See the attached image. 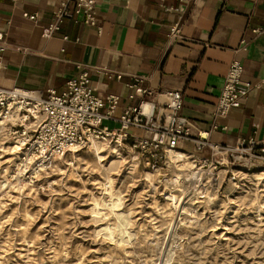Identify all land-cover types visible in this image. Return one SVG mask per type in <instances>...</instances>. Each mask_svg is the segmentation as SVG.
<instances>
[{
	"label": "rangeland",
	"instance_id": "obj_1",
	"mask_svg": "<svg viewBox=\"0 0 264 264\" xmlns=\"http://www.w3.org/2000/svg\"><path fill=\"white\" fill-rule=\"evenodd\" d=\"M17 135L0 137V264H264V166L246 170L209 149L206 162L186 154L201 182L181 174L173 188L179 163L150 175L129 150L99 159L82 148L18 178ZM7 174L23 186H4Z\"/></svg>",
	"mask_w": 264,
	"mask_h": 264
},
{
	"label": "crops",
	"instance_id": "obj_2",
	"mask_svg": "<svg viewBox=\"0 0 264 264\" xmlns=\"http://www.w3.org/2000/svg\"><path fill=\"white\" fill-rule=\"evenodd\" d=\"M63 1L0 0V33L7 43L0 86L60 91L81 65L99 95L120 96L118 116L131 103L125 84L142 76L143 87L182 91L181 113L192 136L231 147L264 141V0H165L172 8L181 6V12L163 10L160 0H95L100 34L82 22L64 20L52 37H43ZM23 13H36V21ZM174 23L181 26V38L169 44L166 34ZM234 59L251 89L240 107L216 117L219 92ZM96 67L120 73L121 79H108ZM179 149L209 157L208 148L194 153L191 142Z\"/></svg>",
	"mask_w": 264,
	"mask_h": 264
},
{
	"label": "built area",
	"instance_id": "obj_3",
	"mask_svg": "<svg viewBox=\"0 0 264 264\" xmlns=\"http://www.w3.org/2000/svg\"><path fill=\"white\" fill-rule=\"evenodd\" d=\"M160 6L167 12L183 11L181 6H167L165 0H160ZM23 16L31 21L37 18L36 13H23ZM64 20L79 21L94 28L98 34L102 32L95 0L61 2L54 12V19L43 28L42 36L52 37ZM166 37L169 44H174L181 38V26L178 23L171 25ZM63 39L68 37L63 36ZM6 49L7 43L0 33V73ZM77 69L76 76L68 79L60 91L49 88L43 94L38 90L0 86L1 116H13L14 122L8 120L11 129L14 128L15 134L24 133L17 165V172L22 177L34 179L52 171L60 156L75 146L84 148L91 140L116 145L120 152H134L137 166L153 174L169 169L170 153L180 151L184 142L193 144L194 153L208 148L211 156L227 155L226 161L246 170L264 166V141L250 139L231 147L212 143L201 134L192 136L190 123L181 113V90L143 87L144 78L133 76L125 84L131 103L116 116L120 96L99 95L91 84L89 71L81 65H77ZM95 70L108 79L120 80L122 76L103 67ZM242 71L238 60L230 62L214 109L216 117H224L246 99L251 86L243 81ZM36 115L42 117L36 128L26 129L23 123L34 120ZM112 122L114 127L109 126ZM213 163L222 165L224 159H215Z\"/></svg>",
	"mask_w": 264,
	"mask_h": 264
},
{
	"label": "bare ground",
	"instance_id": "obj_4",
	"mask_svg": "<svg viewBox=\"0 0 264 264\" xmlns=\"http://www.w3.org/2000/svg\"><path fill=\"white\" fill-rule=\"evenodd\" d=\"M41 116L40 115H36V118L34 119V120H31V121H29V122H26V123H23L24 125H25V128L26 129H31V130H34L35 128H36V126L38 125V123H39V121L41 120ZM8 120H11V122H14V120H15V118L13 117V116H11V117H3V116H1V114H0V137H4V134H6L7 133V135H10V134H15L14 132H13V130H11V125H9V123H8ZM6 125H8V127L10 128H8V127H6ZM6 132V133H5ZM16 134H18L17 136H15V137H13V139H14V141H13V144H11V146H9V149L11 150V153H19V152H21L22 151V146H21V142L24 140V137H23V135H24V133L22 134V133H16ZM16 137H18V139L16 140ZM9 138V137H8ZM12 138V137H11ZM1 140V139H0ZM12 142V141H11ZM4 145V144H3ZM84 148H87L91 153H93L94 155H96L99 159L101 158V155H99L102 151H104V150H106V151H108L109 153H118V148L116 147V145H111V144H109L108 142H100V141H96V140H91V141H89L86 145H85V147ZM4 149V148H3ZM82 149V147H80V146H75V147H73L72 149H70L69 150V152H78V151H80ZM108 153V154H109ZM133 156V155H132ZM135 156L136 155H134L133 157H132V159H134L135 158ZM189 157H191V156H189ZM188 157V155H186V154H184V153H182V152H180V151H172L171 153H170V155H169V160L171 161V162H174L175 164H177V163H179V164H177V167H180L179 169H180V171L182 172V173H176L175 174V176L174 177H172L170 180V185L174 188L175 186H176V184H178L179 183V180H180V177H181V174L185 177V178H187V179H195V180H197V181H200L201 182V179H202V176H203V173L200 171V169H193V168H189L187 165L188 164H190V162L189 161H187V159L189 158ZM124 159H125V157H123ZM117 160H118V158H117ZM116 160V161H117ZM189 160V159H188ZM194 161V160H193ZM129 162V161H128ZM187 162H189V163H187ZM121 163V162H120ZM123 163V162H122ZM136 164V163H135ZM192 164V163H191ZM132 165V164H131ZM196 165V164H195ZM194 165V166H195ZM193 166V167H194ZM134 168V167H133ZM200 168V167H199ZM132 169V168H131ZM178 169V170H179ZM12 170V169H11ZM7 171V170H6ZM59 171V170H58ZM5 172V171H4ZM133 173V172H132ZM5 174V173H4ZM18 174V172H17V168H16V176H18L17 175ZM150 175H153V173L151 174V173H149ZM147 172H146V176L148 177V175H149ZM261 174H264V173H261ZM260 175V174H259ZM4 177V176H3ZM5 184H4V186L7 184V185H12V187H13V185H15V186H17V185H19V186H23V185H21V184H19V183H21V182H13L12 180H13V178H14V176L12 177V174L10 175H6L5 177ZM17 178V177H16ZM18 178H19V176H18ZM106 178V177H105ZM104 178V179H105ZM144 178V177H143ZM15 179V178H14ZM111 179V178H110ZM20 180V179H19ZM107 180V179H106ZM108 181V180H107ZM4 182V181H3ZM106 183V182H105ZM108 183H110V181L108 182ZM206 184H204V186H205ZM217 185V184H216ZM2 186V185H1ZM14 186V187H15ZM103 186H105V185H103ZM111 186V185H110ZM107 188V187H106ZM112 188V187H111ZM110 188V189H111ZM204 188V187H203ZM213 188H216V187H214V186H210V187H208V184H207V186L205 187V198H206V200H211L212 199V197L214 196V191H213ZM109 192V191H108ZM107 193V192H106ZM112 193V192H111ZM110 193V195H112ZM114 194V193H113ZM167 194H169V193H167ZM166 194V195H167ZM106 195V194H105ZM175 195V194H174ZM114 196H116V195H114ZM112 197V196H111ZM166 197V196H165ZM169 197L172 199L173 198V195H169ZM111 199V198H110ZM174 199V198H173ZM119 200V199H118ZM95 201V203L97 202V201H99V200H97L96 201V199L94 200ZM110 201V200H109ZM174 201V200H173ZM115 202V201H114ZM99 203V202H98ZM102 204V203H101ZM105 204V203H104ZM107 205V204H106ZM109 205H111V204H109ZM113 205V204H112ZM172 205V204H171ZM104 206V205H103ZM99 207V206H98ZM102 207V206H101ZM108 207V206H107ZM117 207H118V204H117ZM110 208V207H109Z\"/></svg>",
	"mask_w": 264,
	"mask_h": 264
}]
</instances>
